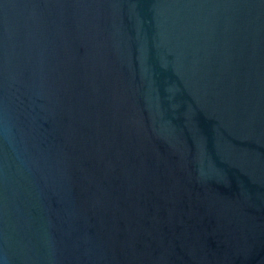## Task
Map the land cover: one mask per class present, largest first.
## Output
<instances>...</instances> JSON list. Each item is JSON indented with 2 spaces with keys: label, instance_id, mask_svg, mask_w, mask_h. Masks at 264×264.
<instances>
[{
  "label": "water",
  "instance_id": "water-1",
  "mask_svg": "<svg viewBox=\"0 0 264 264\" xmlns=\"http://www.w3.org/2000/svg\"><path fill=\"white\" fill-rule=\"evenodd\" d=\"M0 264H264V0H0Z\"/></svg>",
  "mask_w": 264,
  "mask_h": 264
}]
</instances>
